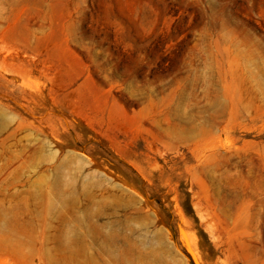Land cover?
<instances>
[{"label":"rangeland","instance_id":"rangeland-1","mask_svg":"<svg viewBox=\"0 0 264 264\" xmlns=\"http://www.w3.org/2000/svg\"><path fill=\"white\" fill-rule=\"evenodd\" d=\"M0 264H264V0H0Z\"/></svg>","mask_w":264,"mask_h":264}]
</instances>
